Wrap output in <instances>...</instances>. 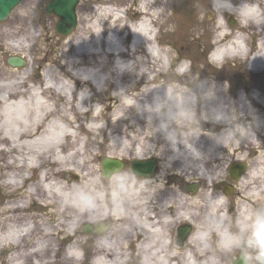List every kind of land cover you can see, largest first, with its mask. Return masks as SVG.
<instances>
[{
	"label": "bare ground",
	"instance_id": "obj_1",
	"mask_svg": "<svg viewBox=\"0 0 264 264\" xmlns=\"http://www.w3.org/2000/svg\"><path fill=\"white\" fill-rule=\"evenodd\" d=\"M30 1L37 3L39 0ZM109 1L124 4L129 0ZM168 6V0H142L135 8H99L93 18L85 19V23L81 21L77 31L61 41L64 47L61 61L55 60L54 64L47 65L43 78L39 80L31 76L33 57L29 70H23L21 74L17 69L4 73L0 67V79L13 78L8 82L0 81V102L4 103L0 130L5 134L2 141L9 145L4 154L16 155L7 167L24 169L25 172L40 171L33 179L37 184H32L24 194L29 199L39 200L43 209H50L43 214L50 217L49 223L44 218L37 222L38 237L29 251L24 250L23 240L31 237L34 226L16 223L0 232V251L17 250L10 255L9 261L24 264L27 258L34 257L38 264H47L40 261L52 250L56 235L70 231L71 246L65 259L73 264H81L77 253L84 248V238L91 239L96 248L93 264H128L131 261L128 250H135L140 255V264H212L220 235L212 229L205 236L201 229L204 216L212 213L207 198H223L224 202L212 214L227 217V225L233 224V216L230 218L224 213V208L234 199L237 203L241 199L245 201L239 204L235 221L252 208L248 205H253L251 198L264 204V154L253 157L241 154L240 142L223 147L206 135L207 131L219 132L223 125L204 121L202 124L205 123L207 128L202 125L203 129L194 130L195 133L203 131L191 141L201 156L194 150V158L188 155L183 145H178L179 151L174 152L160 133L146 138L153 145L154 154H151L146 151L145 137L151 135L146 127V114L138 113L132 106L124 113L139 92L155 83L149 74L156 73L158 77L164 72L163 55L167 61L173 62V51L160 47L164 44L160 31L172 21L166 14ZM190 6L189 17L185 20L191 28L186 36L191 35L200 45L203 40V48L215 45V55L208 61L218 72L229 61L242 60L244 46L251 39L256 40L254 55H264V0H232L229 11L236 15L235 24L234 21L232 24L225 22L223 16L229 11L223 15L213 12L210 0H191ZM208 9L211 17L204 21L201 16ZM31 11L25 5L16 14V20L26 22L25 25L28 20L31 23ZM121 12L128 18L122 17ZM132 17L137 18L138 25L128 29ZM30 23L29 31L13 38L15 44H7V48L31 53L33 44L45 34L34 35V26ZM2 35L3 31H0V38ZM152 41L156 42V49L143 46ZM3 48L0 45V51ZM181 59L189 60L186 57ZM118 60L141 64L139 71L145 74L138 76L135 71H115ZM195 71L200 80L215 84L219 100L233 102L241 113V123L248 124L254 135L264 129V112L255 108H264V76L259 77L264 75V57L256 56L248 70L253 75L250 94L244 89L232 91L227 88L225 91L223 84L227 79L219 75L206 77L200 67ZM110 79L116 86L112 93H107L104 86ZM140 83L143 88L137 87ZM85 89L87 91L80 92ZM144 100L150 101L151 93L140 102ZM81 116L87 121L86 126L81 123ZM81 134L86 136L82 144L79 143ZM90 135L102 136L107 141L101 146L110 158L121 162L128 160L130 164L132 160L140 161L150 156L158 161L159 166L149 176L141 177L122 166L107 177L102 174L99 177L96 164L103 154L95 152L97 139H91ZM254 140V136L249 135L241 143L245 142L247 149H257ZM186 147L191 150L190 144ZM141 156L144 158L140 159ZM226 161L247 162L249 166L237 182L235 198L220 192L217 186ZM19 173H14L12 185L32 180V177ZM72 176H75L74 180ZM174 177L179 183L172 181ZM166 178L171 180L170 183L164 181ZM196 180L202 183L199 190L191 193L184 189L182 183ZM86 183L91 191L101 194L97 202L102 203V209L80 211L81 205L77 203L82 194L80 186ZM25 206L21 201L8 210H23ZM100 211L106 213L105 217L94 219ZM105 222L109 227L106 228ZM183 223L193 227V231L184 244L178 246L173 241V230ZM83 224H89L93 230L97 224L104 227V231L101 234L84 233L80 231ZM213 237L216 241L211 242ZM232 256L225 257L226 264H230Z\"/></svg>",
	"mask_w": 264,
	"mask_h": 264
},
{
	"label": "rangeland",
	"instance_id": "obj_2",
	"mask_svg": "<svg viewBox=\"0 0 264 264\" xmlns=\"http://www.w3.org/2000/svg\"><path fill=\"white\" fill-rule=\"evenodd\" d=\"M48 0H39L37 3H32L30 0H20V3L14 7V9L11 11L9 16L0 21V31H3V35L0 38V45H3L4 48L0 51L2 52L0 56V67L4 73H7V71H10L12 69H17L19 71L18 74H21L23 70H29L28 66L31 64L32 57L35 58L34 64H33V71H31V76L33 79H41L43 78L47 65L54 64L55 60L56 62L61 61V53L64 50V47L61 44V41H63L66 37H68L71 34H74L77 31L78 26L82 25L83 21L85 23V19H91L95 14L97 13L99 8L111 6L112 8L116 9H125L126 7L135 8L137 3H140L142 0H137L133 2V0H129L128 2L124 4H115L114 2L111 3L109 0H79L75 7V13H76V26L74 29H72L69 33L62 35L58 33L55 29V24L57 23V17L53 14H47L44 11V4ZM154 1V0H153ZM169 1V8H167L166 14L170 16L171 23L167 24V26L164 29H161V41L164 43L160 47L162 49H165L168 47L170 50L173 51V62L167 61V59L163 55V62L165 70L160 76H156V73L149 74V78H154L155 83L157 82V78L160 79L159 82H166L170 80H179V72L181 68H179V64L182 57H186L191 61V70L193 73H196V68L199 69V67L203 70L204 76L208 75H219L225 79H227V84L229 86V78L232 79L231 82H233L234 77L238 78V89L239 91L243 88L241 86V83H239V80L244 79L246 81V86L243 88L245 91H252V77L253 75L248 72V69L246 68V65L241 62H228L224 65L222 70L218 72V69H215L209 61L208 57L206 56L207 50L213 46L211 45L209 48H203L205 43L202 40V43L196 42L193 40V37L191 35L186 36L187 31L191 28V25L186 23V18L189 17V10L191 8L190 1L188 0H168ZM26 5V9L31 8V23L30 20L26 22H18L16 20V14L21 11V9ZM211 11L206 10L202 14L203 18L202 20L206 21L207 19H210ZM122 17H127L126 13H120ZM131 14V11H130ZM225 22L229 23V19H232L236 21V15L231 14L224 15ZM132 20L128 21V24H135L137 22V18L132 17ZM28 22L34 26V35H37L39 33H44L45 35L41 36V38L33 44L32 50L30 54H27L26 52H20L18 50H11L10 48H7V44H15L13 41L14 39H17L21 36H23L26 32L29 31L28 29ZM130 22V23H129ZM230 24V23H229ZM21 26H23L24 30H22ZM26 26V27H25ZM155 28V27H154ZM168 29V31H166ZM22 30V31H21ZM172 30V31H170ZM186 36V38H185ZM14 38V39H13ZM253 40V39H252ZM250 40L248 43H254V41ZM170 47H169V45ZM204 44V45H203ZM143 48V47H142ZM11 56H17L22 57V60L24 61V65L20 67H14L11 68L7 65L6 60L8 57ZM31 58V59H30ZM181 65V64H180ZM201 65V66H200ZM109 69H112V65L108 63ZM76 71V70H73ZM106 75V74H105ZM108 76V75H106ZM264 75H261L259 77H262ZM13 78H7V79H0V81H12ZM117 80V79H114ZM230 82V83H231ZM116 84L114 83L113 79H110L109 82L106 84L105 90L107 93L113 92L115 90ZM138 88H143V84H138ZM89 94V93H87ZM4 103L0 102V114H3L4 112ZM96 111V110H95ZM81 123L83 126H86L87 121L84 120L83 116H81ZM74 126H77V123L74 124ZM4 133L0 130V232L5 230L6 226H11L14 224H27V227L34 226L35 230L32 233L31 237L26 238L23 240L24 250L29 251L31 249V244L33 241L37 239V222L42 218L45 219L46 222L49 223L50 217L46 216L44 217L43 214L47 211H50V209H43L40 206V201L33 199H29L25 196L24 191L26 189H29L32 184H37V180L33 182V179L35 180V177L40 174V171H27L25 172L24 169L22 170H16L14 168L7 167L9 163L12 162L13 156H16L14 154H4L5 151H7L9 145L6 143V141H2L4 137ZM86 136L84 134L80 135L79 143L82 144L83 139ZM91 139L96 138L97 139V147L95 148V152L97 154H103L100 155L99 161L106 156V154H109L106 150L102 149L103 147L101 145L107 144V141H105L102 136H92L90 135ZM256 143L257 149L261 150V146H258V142L254 140ZM240 149L243 150H249V149H255V148H249L247 149L245 143H241L240 141ZM263 150H264V142H263ZM152 154V153H151ZM150 157V156H149ZM124 162V163H123ZM122 162L124 168L123 169H129V161L124 160ZM227 162V161H226ZM226 162L224 164V168L226 165ZM100 162H97L96 168L98 170V176L101 177L100 173ZM159 166L158 161L156 160V168ZM21 172L24 176H30L32 177V180L21 182L18 185H12L13 182L14 173ZM67 175V174H66ZM68 176V175H67ZM75 176H72V179L74 180ZM164 181L170 183L171 180L169 178L165 179ZM172 181L176 184L179 183L177 178H172ZM36 197V196H35ZM21 201L25 202V208L18 211H9L8 209L11 208V206H15L16 203H20ZM52 210V209H51ZM106 228L109 227V223H104ZM177 226L174 228V233ZM80 231L83 232L82 226L80 227ZM70 231H65L63 233H59L55 237V242L52 243L50 250L42 259L40 262L47 263V264H73L70 263V261H67L65 259V256H67V253L70 251L71 246V239L69 237ZM213 240V239H212ZM212 242V241H211ZM83 246L84 248H81V250H78V257L81 251L83 252V256L81 261L79 263L81 264H89L88 257L93 254V251H95V247H93V244L91 243V239H83ZM17 251L16 248L12 249H3L0 251V264H10L8 255L15 254ZM34 257L27 258L24 262V264H38L35 260H33ZM128 264H140V261L137 260V257L134 255H131V261Z\"/></svg>",
	"mask_w": 264,
	"mask_h": 264
},
{
	"label": "clouds",
	"instance_id": "obj_3",
	"mask_svg": "<svg viewBox=\"0 0 264 264\" xmlns=\"http://www.w3.org/2000/svg\"><path fill=\"white\" fill-rule=\"evenodd\" d=\"M210 5L213 12L223 15L232 7V0H210ZM256 56L264 57V55H253L246 60ZM140 67L141 64L132 61L121 62L118 60L114 65V70L117 72L135 71L139 76L145 74L139 71ZM179 77V80L163 83L159 82L162 78H157V82L153 86L143 92L138 91L139 94L133 98V104L124 109L125 113L126 109L132 106L138 113L146 114V127L151 133L145 137L146 151L154 154L153 145L146 138L160 133L174 152L179 151L178 145H183L188 155L194 158V150L201 156L191 141L203 132L195 133L194 130L203 129L202 122L204 121L223 125L219 132L207 131L206 134L216 144L223 147L239 143L247 139L249 135L254 136L251 127L246 123H241V113L238 112L233 102L225 103L223 100H219L215 84L211 81L200 80L199 74L192 72L191 61H184ZM227 88L228 84L225 82L223 90L226 91ZM85 91L87 90L80 92ZM149 93H151V100H144L141 103L140 100ZM125 94L127 93L125 92ZM186 144L191 145V150L186 147ZM155 154H159V152L155 151ZM143 158V156L140 157V159ZM143 179L147 180V178ZM80 192L82 194L77 203L81 205V212L86 208H103L102 203L97 202L101 194L91 191L88 183L80 186ZM114 195L116 194L114 193ZM223 202L222 197L209 196L207 198L212 213ZM212 213L206 214L201 222V229L205 236L209 235L212 229H216L220 235L214 250L212 264H226L225 257L234 254L239 256L241 264H264V204L248 209L232 225L225 223L227 217L216 216ZM105 215V212L100 211L94 219H103Z\"/></svg>",
	"mask_w": 264,
	"mask_h": 264
},
{
	"label": "water",
	"instance_id": "obj_4",
	"mask_svg": "<svg viewBox=\"0 0 264 264\" xmlns=\"http://www.w3.org/2000/svg\"><path fill=\"white\" fill-rule=\"evenodd\" d=\"M20 0H0V21L7 18L11 12V10L19 3ZM78 0H49L45 6L44 10L47 14H54L58 17V22L56 23V31L61 34H67L70 32L76 25V14H75V6ZM232 23V22H231ZM7 64L10 67H20L24 64L17 57H9L7 59ZM155 161L154 159L147 160H132L130 163L131 171L136 173L139 176H149L154 169ZM102 176L107 177L114 171H118L122 167V163L118 160H113L108 157H104L100 163ZM242 171V168L239 170ZM229 174L232 177H235L233 173H231V168L229 170ZM238 175V172H237ZM187 189L190 192L195 191V186L192 184L187 185ZM95 230L98 234H101L104 231L103 227L96 225ZM83 231L85 233L92 232V227L88 224L83 226ZM190 231V226L188 224H183L179 226L176 230L175 243L178 246L183 245L187 234ZM233 264H241L240 259H238Z\"/></svg>",
	"mask_w": 264,
	"mask_h": 264
},
{
	"label": "flooded vegetation",
	"instance_id": "obj_5",
	"mask_svg": "<svg viewBox=\"0 0 264 264\" xmlns=\"http://www.w3.org/2000/svg\"><path fill=\"white\" fill-rule=\"evenodd\" d=\"M252 40V39H251ZM252 41H256L255 39H253ZM235 79H233V82L232 79L229 78V86L228 88H230L232 91L235 90H239L238 89V78L234 77ZM231 82V83H230ZM239 83H241V86L243 88H245L246 86V81L244 79L241 78V80H239ZM242 88V89H243ZM245 91V90H244ZM248 94H250L248 91H246ZM243 96H245L243 94ZM248 102V100H246ZM256 110L257 111H260V112H264V108L263 109H259L258 110V107L255 106ZM204 126V128H207L205 126V123L202 124ZM202 126V127H203ZM254 139L258 142V146L260 147L261 146V150L259 149H251V150H242L240 151L241 154H250L251 157H253L254 155L256 154H264V150H263V142H264V129H262L257 135L255 134L254 135ZM245 143V142H244ZM227 154H232L233 152H225ZM246 163V164H245ZM245 163H242V162H229L227 161L226 162V165H225V168L220 176L219 179V182H218V188H219V191L226 194L228 197H232V198H235V196L237 195L238 193V187H237V182L238 180L241 178V176L246 172L245 170H247V166H248V163L245 162ZM231 167V173H233L235 175V177H232L229 172H228V168ZM249 167V166H248ZM242 168V171L240 172L239 170ZM245 171V172H244ZM237 172H238V175H237ZM192 182H195L197 184V190H199L201 187H202V183L199 182V180H196V181H192ZM189 182H185V183H182L184 189L186 190V186ZM253 205H251L250 203H248V205H250L252 208L253 207H256V206H259L261 205V202L259 199H253ZM241 202L240 203H237L236 200L234 199L233 202H231L230 205H227L225 208H224V213L228 214V216L231 218L232 216V219L233 220V224L235 222V217L237 216L238 214V208H239V204H242L245 203V201H242V199L240 200ZM233 214V215H232ZM193 231V227H191L190 229V233ZM190 234H188L186 236V239L185 241L187 240L188 236ZM239 259V256L238 255H233L232 258L230 259V264H233L234 262H236L237 260Z\"/></svg>",
	"mask_w": 264,
	"mask_h": 264
}]
</instances>
